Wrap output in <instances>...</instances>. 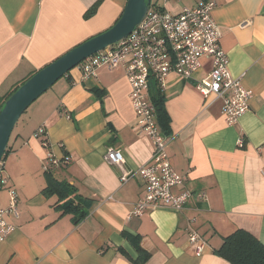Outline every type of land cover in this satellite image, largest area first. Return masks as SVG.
Returning a JSON list of instances; mask_svg holds the SVG:
<instances>
[{
    "label": "crops",
    "instance_id": "1",
    "mask_svg": "<svg viewBox=\"0 0 264 264\" xmlns=\"http://www.w3.org/2000/svg\"><path fill=\"white\" fill-rule=\"evenodd\" d=\"M151 1L178 13L205 0ZM213 1L229 70L252 92L249 109L229 125L216 94L204 96L195 80L174 73L161 92L171 166L205 199L193 196L181 210L131 213L145 190L134 171L150 160L152 144L137 125L129 82L121 68L103 66L82 78L76 66L49 88L50 97L42 94L23 112L8 142L0 208L7 207L12 187L17 215L5 216L15 229L0 243V264H133L137 252L124 233L138 237L149 253L146 264H231L214 251L237 228L264 245V0ZM125 2L0 0V101L35 71L110 27ZM202 67L200 76L210 71V60L202 59ZM41 125L48 147L31 136ZM108 147L121 151L120 166L105 160ZM48 155L69 156L50 169L52 178L74 189L66 197L44 191ZM126 172L133 174L122 182ZM67 198L78 209L57 207ZM191 231L205 241L201 253L188 240Z\"/></svg>",
    "mask_w": 264,
    "mask_h": 264
},
{
    "label": "built area",
    "instance_id": "2",
    "mask_svg": "<svg viewBox=\"0 0 264 264\" xmlns=\"http://www.w3.org/2000/svg\"><path fill=\"white\" fill-rule=\"evenodd\" d=\"M216 3L205 0L193 7H184L178 13L150 6L143 20L125 38L82 60L77 67L82 78L96 76L98 68H121L130 85L129 99L137 117V125L150 139L152 153L150 160L134 173L144 180L143 196L135 204L132 214L139 216L144 211L159 207L181 210L193 197L205 199L201 192H192L185 186L187 177L177 173L171 166L166 151L167 140L156 123L154 106L149 98V83L154 81L160 92L166 78L174 73L184 79L196 81L195 88L204 96L214 93L222 101L221 114L227 124H235L249 109L252 92L243 86L240 77H234L228 67L227 54L219 44L220 30L212 11ZM202 59H209L210 71L200 76ZM41 139V145L48 147L45 126H39L31 135ZM241 144V141L239 140ZM104 158L110 164L120 166L123 156L118 148L108 147ZM69 160L48 155L43 169ZM264 176V171L261 172ZM133 172L122 173L120 180L126 181ZM8 184L3 160L0 161V190ZM179 187L177 194L173 189ZM8 205L0 208V243L15 229L5 218L7 213L17 215V194L8 187ZM190 243L201 253L205 241L191 231Z\"/></svg>",
    "mask_w": 264,
    "mask_h": 264
},
{
    "label": "water",
    "instance_id": "3",
    "mask_svg": "<svg viewBox=\"0 0 264 264\" xmlns=\"http://www.w3.org/2000/svg\"><path fill=\"white\" fill-rule=\"evenodd\" d=\"M150 6L151 0H126L110 27L72 47L17 85L0 105V161L23 112L82 60L127 37L143 20Z\"/></svg>",
    "mask_w": 264,
    "mask_h": 264
},
{
    "label": "trees",
    "instance_id": "4",
    "mask_svg": "<svg viewBox=\"0 0 264 264\" xmlns=\"http://www.w3.org/2000/svg\"><path fill=\"white\" fill-rule=\"evenodd\" d=\"M151 6H153L152 1ZM90 12L91 11H89V13ZM16 87H14L0 101V105L8 97V95L12 91H14ZM149 98L154 106L156 123L160 129L161 134L164 136V131L166 130L168 125V117L165 109L163 108L161 92L154 81H150L149 83ZM13 131L14 129L12 130V134ZM11 136L12 135H10L9 140ZM8 150L9 148L7 143V147L2 159H4V156L8 152ZM45 173L47 175V186L44 191H49L50 193H52L53 191H62L64 197H66L69 194L67 189H73L71 184H69L67 181H56L54 178H52L50 175V170L45 171ZM57 207L62 209L63 212H68L75 211L76 209H78L79 206L74 205L73 201L67 198L64 199L63 204H57ZM124 235L129 239L130 242L133 243L137 252V258L133 260V264H146V261L149 257V253L139 246L138 237L126 233H124ZM214 252L220 257L230 262L231 264H264V245L259 241V239L255 235L242 228H237L233 232L225 236L220 247Z\"/></svg>",
    "mask_w": 264,
    "mask_h": 264
},
{
    "label": "rangeland",
    "instance_id": "5",
    "mask_svg": "<svg viewBox=\"0 0 264 264\" xmlns=\"http://www.w3.org/2000/svg\"><path fill=\"white\" fill-rule=\"evenodd\" d=\"M49 90H50V89H48L47 91L44 92V93H47V92H48L47 95H45V97H48V96H49V94H50V93H49V92H50ZM44 93H43V94H44ZM49 97H50V96H49ZM20 121H21V117H20L19 122H20ZM11 135H12V132H11Z\"/></svg>",
    "mask_w": 264,
    "mask_h": 264
}]
</instances>
